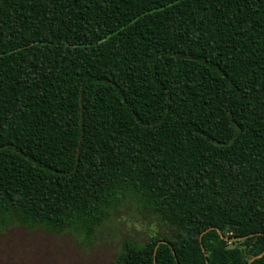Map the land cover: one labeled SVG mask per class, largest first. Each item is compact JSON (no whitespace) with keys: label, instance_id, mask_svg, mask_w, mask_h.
Masks as SVG:
<instances>
[{"label":"trees","instance_id":"trees-1","mask_svg":"<svg viewBox=\"0 0 264 264\" xmlns=\"http://www.w3.org/2000/svg\"><path fill=\"white\" fill-rule=\"evenodd\" d=\"M128 201L113 264H264V0H0V231Z\"/></svg>","mask_w":264,"mask_h":264},{"label":"rangeland","instance_id":"rangeland-1","mask_svg":"<svg viewBox=\"0 0 264 264\" xmlns=\"http://www.w3.org/2000/svg\"><path fill=\"white\" fill-rule=\"evenodd\" d=\"M156 225L135 202H124L96 231L92 242L73 232L14 225L0 231V264H113L125 239L145 241Z\"/></svg>","mask_w":264,"mask_h":264},{"label":"water","instance_id":"water-1","mask_svg":"<svg viewBox=\"0 0 264 264\" xmlns=\"http://www.w3.org/2000/svg\"><path fill=\"white\" fill-rule=\"evenodd\" d=\"M218 232H219V230H218ZM200 239H201V237H200ZM161 242H165L164 240H160L157 244H156V246H155V248H154V262H155V253H156V249H157V246H158V244L159 243H161ZM203 251H204V249H203ZM262 254V253H261ZM261 254H258V255H256V256H254V257H258V256H260ZM253 257V258H254ZM253 258H251V260L253 259Z\"/></svg>","mask_w":264,"mask_h":264}]
</instances>
